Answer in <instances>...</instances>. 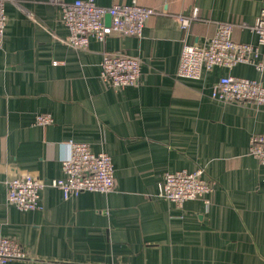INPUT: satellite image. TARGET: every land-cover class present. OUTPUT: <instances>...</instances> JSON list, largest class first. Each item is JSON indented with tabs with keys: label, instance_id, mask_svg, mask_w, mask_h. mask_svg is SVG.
<instances>
[{
	"label": "crops",
	"instance_id": "0c3cea01",
	"mask_svg": "<svg viewBox=\"0 0 264 264\" xmlns=\"http://www.w3.org/2000/svg\"><path fill=\"white\" fill-rule=\"evenodd\" d=\"M13 0L0 50V237L26 260L7 264H264V164L250 155L264 135V107L213 99L225 75L256 80L252 64L178 76L185 44L204 46L219 23L232 39L263 47L252 31L264 0H96L158 12L142 36L91 37L87 50L66 42L57 2ZM179 18L188 19L183 27ZM105 52L137 57L141 84L116 90L101 78ZM49 115V126L36 124ZM86 142L113 161L109 194L64 199L41 192L43 210L8 204V182L29 174L63 177L70 142ZM204 169L213 191L182 208L159 197L167 173Z\"/></svg>",
	"mask_w": 264,
	"mask_h": 264
},
{
	"label": "built area",
	"instance_id": "2783aa9c",
	"mask_svg": "<svg viewBox=\"0 0 264 264\" xmlns=\"http://www.w3.org/2000/svg\"><path fill=\"white\" fill-rule=\"evenodd\" d=\"M13 0H0V50L4 48L8 25L6 5ZM61 8V21L69 30L66 42L78 50H87L90 38L105 42L112 34L142 36L146 21L159 14L136 2L116 4L105 8L96 0H75L72 3L57 2ZM111 17L110 25L106 16ZM183 27L189 20L179 18ZM233 26L219 23L215 35L204 46L185 44L182 50L178 76L200 79L204 72L216 68L231 69L237 64H252L264 72V51L238 43L232 39ZM252 31L264 50V8H262ZM141 61L137 57L121 53L105 52L101 63V78L116 90L138 87L141 84ZM213 99L264 107V86L261 82L247 78L225 75L213 86ZM53 119L49 115H38L36 124L49 126ZM250 155L264 164V135L251 138ZM63 177L49 181L40 180L29 174L16 176L8 182L7 201L22 211L43 210L41 192L47 187L60 190L64 199L82 192L109 194L115 190V170L111 156L106 152L95 154L86 142H70V155L62 161ZM204 169L194 172L185 170L167 173L159 188V197L179 208L184 203L204 197L213 191L212 184L204 179ZM27 253L20 244L10 238L0 237V264L14 260H26Z\"/></svg>",
	"mask_w": 264,
	"mask_h": 264
},
{
	"label": "water",
	"instance_id": "95a60500",
	"mask_svg": "<svg viewBox=\"0 0 264 264\" xmlns=\"http://www.w3.org/2000/svg\"><path fill=\"white\" fill-rule=\"evenodd\" d=\"M105 19H106L107 25H110V23H111V17L109 15H107Z\"/></svg>",
	"mask_w": 264,
	"mask_h": 264
}]
</instances>
